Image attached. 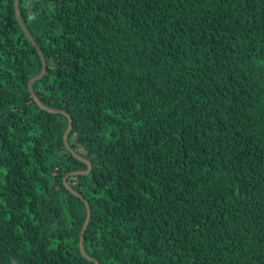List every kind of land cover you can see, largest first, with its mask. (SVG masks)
Segmentation results:
<instances>
[{
  "label": "trees",
  "instance_id": "1",
  "mask_svg": "<svg viewBox=\"0 0 264 264\" xmlns=\"http://www.w3.org/2000/svg\"><path fill=\"white\" fill-rule=\"evenodd\" d=\"M16 4L0 264H264V0Z\"/></svg>",
  "mask_w": 264,
  "mask_h": 264
},
{
  "label": "water",
  "instance_id": "2",
  "mask_svg": "<svg viewBox=\"0 0 264 264\" xmlns=\"http://www.w3.org/2000/svg\"><path fill=\"white\" fill-rule=\"evenodd\" d=\"M16 3H17V0H13V4H14V6H13V10H14L15 18H16V20H17V22H18V25H19L20 29L22 30L24 36H25V37L27 38V40L33 45V42H32V40H31V38L29 37L28 33L26 32L25 28L23 27V25H22V23H21V21H20V19H19L18 9H17V4H16ZM37 53H38V55H39V57H40V60L42 61V59H41V55L39 54V51H37ZM44 69H45V68H44V65L42 64V68H41L40 73H39L37 76L31 78V79L28 81V83H27V88H28V90H29L30 95H31L32 98H34V95H33V93L31 92L30 85H31L32 82H34V81H36L37 79H39L40 77H42V75L44 74V71H45ZM34 100H35V102H36V103H37L42 109H44V110H46V111H48V112H54V111H52V110H49V109L43 107L41 104H39V103L37 102V100H36L35 98H34ZM69 126H70V121H69V117L67 116V128H66L65 133L63 134V137H62V141H63V144H64V147H65V148L68 147L67 144H66V136H67V134H68V132H69ZM72 155H73L74 157L78 158V159H81V158H79L78 156H76L74 153H72ZM82 162L85 164V169L82 170V171H76L77 173H85V172L88 170V164H87V161H86V160H82ZM63 184H65V181H64V180H63ZM86 211H87V210H86ZM87 214H88V212H87ZM87 214H85V217H84V219H83L82 226H81V230H82V228H83V225H84L85 222H86ZM78 250L82 253L81 248H80V241H79V239H78Z\"/></svg>",
  "mask_w": 264,
  "mask_h": 264
}]
</instances>
